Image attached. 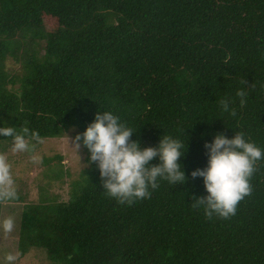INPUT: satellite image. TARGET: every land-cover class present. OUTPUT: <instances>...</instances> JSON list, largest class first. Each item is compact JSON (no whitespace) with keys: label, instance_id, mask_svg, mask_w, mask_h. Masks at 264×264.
<instances>
[{"label":"trees","instance_id":"16d2710c","mask_svg":"<svg viewBox=\"0 0 264 264\" xmlns=\"http://www.w3.org/2000/svg\"><path fill=\"white\" fill-rule=\"evenodd\" d=\"M37 41L43 54L27 50L21 73L9 75L6 58ZM98 110L131 127L141 147L162 134L186 139L185 130L186 176L206 166L202 145L215 133L243 132L264 150V0H0V122L34 131L33 143L82 132ZM81 148L88 169L65 202L22 205L19 255L42 249L52 264H264V159L235 215L208 219L190 206V195L205 194L201 178L161 180L149 198L120 204Z\"/></svg>","mask_w":264,"mask_h":264},{"label":"clouds","instance_id":"9594fccd","mask_svg":"<svg viewBox=\"0 0 264 264\" xmlns=\"http://www.w3.org/2000/svg\"><path fill=\"white\" fill-rule=\"evenodd\" d=\"M241 97L243 92L238 93ZM222 111H231L230 101L222 100ZM243 103V99H241ZM234 114V113H233ZM135 132L111 111L98 110L82 132L72 137V147L81 145L87 149L88 163L94 164L101 180L102 191L120 204H132L147 199L151 190L161 180L170 185H184L188 177L201 178L205 194L190 195L193 209L202 210L206 218L227 219L236 213L238 203L251 193L250 178L258 161L264 159V150L245 138L243 132L235 131L231 138L215 133L205 140L202 147L207 161L203 168H196L185 175L180 161L187 151L185 130L180 136L162 134L155 146L141 147L138 140L131 139ZM29 134L36 133L27 127L17 130L14 125L0 122V137L10 138L13 151H29ZM156 160V163H152ZM0 187L6 199L15 198L10 165L0 157ZM5 231L13 228L11 218L0 221Z\"/></svg>","mask_w":264,"mask_h":264},{"label":"rangeland","instance_id":"374dc122","mask_svg":"<svg viewBox=\"0 0 264 264\" xmlns=\"http://www.w3.org/2000/svg\"><path fill=\"white\" fill-rule=\"evenodd\" d=\"M43 41H37L27 49H20L17 58L7 57L4 64L9 75H19L22 71L23 57L31 50L37 55L43 54ZM17 87V84L10 86ZM78 132L70 128L61 137L43 139L29 143V151H13L11 141L0 143V157L10 165L13 188L18 201L6 199L3 195L0 205V221L11 218L13 228L10 231L0 227V264H52L46 260L44 251L38 248L29 249L19 255L16 248L18 238V219L21 207L27 203L48 201L65 202L73 188L88 169L85 153L80 147H72V137ZM2 192V187H0Z\"/></svg>","mask_w":264,"mask_h":264}]
</instances>
